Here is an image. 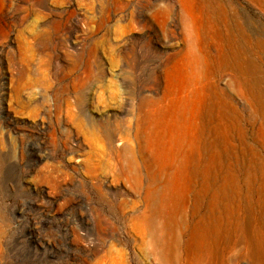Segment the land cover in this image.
Segmentation results:
<instances>
[{
	"label": "rangeland",
	"instance_id": "374dc122",
	"mask_svg": "<svg viewBox=\"0 0 264 264\" xmlns=\"http://www.w3.org/2000/svg\"><path fill=\"white\" fill-rule=\"evenodd\" d=\"M0 264H264V0H0Z\"/></svg>",
	"mask_w": 264,
	"mask_h": 264
},
{
	"label": "bare ground",
	"instance_id": "6f19581e",
	"mask_svg": "<svg viewBox=\"0 0 264 264\" xmlns=\"http://www.w3.org/2000/svg\"><path fill=\"white\" fill-rule=\"evenodd\" d=\"M203 135H204V134H203ZM212 140H213V139H212ZM200 142H201V141H200ZM202 144H203V140H202ZM202 144H201V146H202ZM205 145H206V144H205ZM199 147H200V146H199ZM195 149H196V148H195ZM198 150H201V148H200V149L198 148ZM202 150H203V149H202ZM203 151H204V150H203ZM200 152H201V151H200ZM200 152H199V153H200ZM194 153H197V155H198V151H197V152L194 151ZM194 153H193V155H194ZM201 154H202V153H201ZM193 155H192V157H193ZM194 156H195V155H194ZM199 156H200V155H199ZM196 157H198V156H196ZM194 158H195V157H194ZM192 160H193V159H192ZM200 160H201V159H200ZM209 160H210V159H209ZM190 161H191V157H190ZM190 161H189V162H190ZM197 161H198V159H197ZM211 161H212V159H211ZM192 162H193V161H192ZM208 162H209V161H208ZM193 163H194V162H193ZM202 163H203V162H202ZM194 164L196 165V163H194ZM194 164H193V165H194ZM198 164H199V163H198ZM200 164H201V163H200ZM201 165H202V164H201ZM206 165H207V164H206ZM198 166H199V165H198ZM198 166H197V167H198ZM197 167H196V168H197ZM206 167H207V166H206ZM208 167H209V166H208ZM210 167H211V165H210ZM198 168H199V167H198ZM198 168H197V169H198ZM202 168H204V169H203V171H204V170H205V165H204ZM194 169H195V168H194ZM207 170H208V169H207ZM207 170H206V171H207ZM209 170H210V169H209ZM209 170H208V172H209ZM197 171H198V170H197ZM197 171H196V173H197ZM203 171H202V172H203ZM198 173H199V172H198ZM198 173H197V174H198ZM200 173H201V172H200ZM204 173H205V172H204ZM209 173H210V172H209ZM206 174H207V172H206ZM195 175H196V174H195ZM203 175H204V174H203ZM208 176H209V174H208ZM208 176H207V177H208ZM202 177H203V176H202ZM198 178H199V177H198ZM203 232H204V231H203ZM202 234H204V233H202ZM204 235H205V234H204Z\"/></svg>",
	"mask_w": 264,
	"mask_h": 264
}]
</instances>
